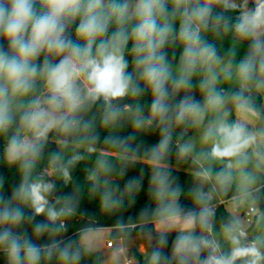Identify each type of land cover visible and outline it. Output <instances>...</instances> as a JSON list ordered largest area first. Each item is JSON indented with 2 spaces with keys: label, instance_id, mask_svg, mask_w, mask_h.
<instances>
[{
  "label": "clouds",
  "instance_id": "9594fccd",
  "mask_svg": "<svg viewBox=\"0 0 264 264\" xmlns=\"http://www.w3.org/2000/svg\"><path fill=\"white\" fill-rule=\"evenodd\" d=\"M216 6L220 12L214 11ZM239 8L235 0H0V133L7 135V155L11 161L20 162L22 172L10 195L0 192V253L5 264H81L87 249L66 236V221L76 213L78 198L63 195L50 199L55 184L39 177L30 179L31 170L50 133L62 134L65 146L74 137L95 144L99 135L94 118H87V113L99 104L103 123L114 124L127 108L120 102L146 91L152 95L150 115L144 116L137 108L132 124L144 129L155 121L161 134L147 152L157 165L150 179L151 194L157 201L154 214L168 230L182 220L171 241V255L164 252L169 246L168 231H162L150 253V264H264V236L249 241L239 219L222 226L231 245L228 252L203 231L197 235V226L210 231L214 215L210 202L215 189L190 190L201 207L198 212H183L179 185L170 171L159 166L171 151L174 126L202 118L212 110L218 114L205 126L202 139L210 142V147L202 155L226 161L216 176L221 187L227 188L234 170H238L242 196H252L256 191V174L246 169L251 159L248 150L256 144L258 133L239 120L230 122L229 111H221L226 100L222 90L215 87L221 57L215 44L204 36L208 30L219 33L221 28H231L240 39L251 41L236 66L239 91L231 94V100L237 110L255 115L251 92L264 88V0H254V7L241 10L234 22L224 15ZM130 42L132 71L126 58ZM177 42L182 51L174 72L166 49ZM172 55L175 57V52ZM198 70L203 74L199 81L203 103L192 94V77ZM223 73L225 79L232 78L230 64ZM182 91L185 94L180 96ZM22 133H31V139ZM131 139L109 136L105 143L128 151ZM193 147L189 142L179 144L178 154L188 155ZM60 159L54 156L53 163ZM83 159V155L73 154L57 171L67 182L70 168ZM115 170L101 156L95 170L87 175L91 191L103 188L100 205L105 211L123 208L122 198L116 195L118 186L110 188L107 178ZM139 186L138 180L131 179L124 191H136ZM149 214L146 209L140 213L141 217ZM37 216L44 220L37 221ZM26 225L31 226L36 239L28 235ZM45 236L44 243L37 242Z\"/></svg>",
  "mask_w": 264,
  "mask_h": 264
},
{
  "label": "trees",
  "instance_id": "16d2710c",
  "mask_svg": "<svg viewBox=\"0 0 264 264\" xmlns=\"http://www.w3.org/2000/svg\"><path fill=\"white\" fill-rule=\"evenodd\" d=\"M240 5L237 10L224 12V15L232 22L239 15L241 10H244V0H236ZM249 8L254 7V0L249 1ZM215 12H220V6L214 8ZM179 22L177 21V27ZM205 38L214 43L220 57L227 58L231 63L232 78L225 79L224 73L220 75L219 81L215 87L222 90L226 104L224 109H229V121H237L239 110H237L235 103L231 100V94L239 91V81L235 75V69L239 61L249 50L251 41L240 39L235 32L220 29L219 33L208 30L204 32ZM129 50L126 52V58L130 62L129 71H132L131 60L132 55L130 52L131 42L128 46ZM168 58L172 64L173 71L175 72L179 66V56L182 51V46L168 47ZM175 52V57L172 53ZM203 78L202 71L192 77L193 86L200 91L199 81ZM143 87V84L141 83ZM249 95V93H245ZM253 99V107L257 114L264 121V97L260 89H253L251 92ZM152 95L150 91H146L143 95L133 97L129 95L124 98L120 105L121 107L127 106L125 115L121 120L114 124L105 125L102 120L103 109L97 104L91 111L87 113V118H94L95 132L99 135V140L95 144H89L81 140L79 137L69 139V143L65 146L62 141L65 137L62 134L52 132L49 134L46 146L43 149L41 157L35 162L32 169L39 168L53 161V157L59 155L58 160L61 164H65L67 160L76 153L84 156V159L78 162L75 166L70 168L71 179L65 181L63 176L60 175L55 183L56 191L50 199L56 196L75 195L78 198V207L76 213L70 217L66 223L68 224V232L66 236L80 243L83 248L87 249L81 264H105L103 256L97 252L88 249L81 243L80 238L82 234L90 229L97 228H110L111 237L114 239L135 238L145 235H153L156 233L155 222L161 220V217L154 214L157 208V201L154 200L151 194L152 185L150 179L155 165L150 156L147 154L148 150L156 145L161 137L160 130L156 127V122L151 128L136 129L133 127L132 118L136 114V109L141 108L144 116L150 115ZM218 113L208 110L205 113L206 121L212 120ZM194 124L192 118L183 125H176L172 130V144L171 151L168 156L159 162V166L170 171L171 176L175 178V183L179 185L182 195L179 197V205L183 212L199 211L200 205L194 201L193 195L190 190L202 188L203 191L213 192V199L210 202V207L214 210V215L211 219H218L223 224L231 222L233 219L232 214L225 208V203L234 195L237 194L234 185L231 183L227 188H223L213 178L220 170L225 167L226 161L212 160L208 158V165L201 163L195 159L190 153L188 155H179V144L185 143L191 136H193ZM181 133L183 135L181 136ZM261 140L255 145L256 150L264 151V123L260 126ZM28 133H22L27 136ZM119 137L126 139L131 136L133 139L128 141L129 149L124 151L111 143H105L106 137ZM7 135L0 133V181L2 187L0 192L5 196L10 195L12 189L20 182L22 172L20 170L19 161H11L7 155ZM89 147L94 148V151H88ZM251 157L247 165V171H254L257 174H262L264 164L255 155L252 147L248 150ZM106 157L114 166L115 171L107 178L110 180L109 187L118 189L116 195L120 196L123 200V208L117 211H105L100 205V192L91 191V182L87 179L89 172L95 170L96 161L101 157ZM123 170L124 175L120 176L119 172ZM208 175L205 176L204 173ZM103 177V174H101ZM30 179H36L30 176ZM136 179L140 182L139 190L132 192H125L124 186L128 180ZM253 193L258 209L264 216V182L255 188ZM26 213H30L27 206L22 205ZM148 210L147 217H141L142 210ZM37 221L44 220L43 216H37ZM28 235L33 236L31 226H27ZM203 231L204 235L212 238L211 232L202 230L199 226L196 228V234L199 235ZM178 234L168 233L169 246L164 249L166 255H171V241ZM159 235H157L158 237ZM33 239H36L33 236ZM47 237L39 239L38 243H44ZM156 241L153 247L156 246ZM153 247L146 255L136 252L135 256L139 264H150V253ZM205 253L204 255H206ZM0 264H5L4 256L0 253ZM55 264V261L52 262ZM173 264L175 262L173 261ZM237 264H242L237 261Z\"/></svg>",
  "mask_w": 264,
  "mask_h": 264
},
{
  "label": "rangeland",
  "instance_id": "374dc122",
  "mask_svg": "<svg viewBox=\"0 0 264 264\" xmlns=\"http://www.w3.org/2000/svg\"><path fill=\"white\" fill-rule=\"evenodd\" d=\"M249 1L250 0H244V5H243L244 9L249 8L247 7V5H249ZM229 64L231 65L230 61L227 58L221 57V63L216 65L217 72H219L220 75L223 74V69L229 66ZM260 90L264 94V88ZM184 94L185 93L182 91L179 95L183 96ZM192 94L194 95L197 101H200L201 103H203L204 94L201 90L199 91L195 87H193ZM178 98L179 97H177V99ZM229 109L230 108H226V110L228 111ZM192 120H193L195 132L193 136H191L186 141V142L191 143L194 146L190 154L195 159L205 164V166H210L207 163L208 158L202 155V153L206 152L207 149L210 147V142L206 144L204 143L202 139L205 126L208 123L206 121V116L204 114L202 118H192ZM239 121L246 123V125L248 126L250 130L257 132V121H258L257 113L254 115L252 112L242 111ZM27 137L30 140L31 133H28ZM257 156H258V159L264 164V153L257 154ZM61 165L62 164L59 161H57L56 163H53L52 161L51 163H48L44 166L32 169L31 176L35 178L39 177V178H42L46 182H51L55 184L61 175L59 171H57V169ZM255 174L257 177V181H256V184L253 186L254 188L258 187L260 184L264 182V170H262V174H257V173ZM233 175H234V178L231 183L234 185L237 194L231 197L225 203V208L232 214L233 218L239 219L241 221L246 232L251 237L255 239L258 236H264V216L261 213V211L258 209L254 196L253 195L249 197L242 196V194L239 191L240 179H239L238 170H234ZM216 176L213 178L217 181ZM250 206L256 207L257 212L254 214L253 222L247 223L244 213L248 210ZM223 225L224 224L220 222L218 219H211L210 232H211L212 238H214L221 244V250L223 252H228L230 250L231 245L225 239L223 235V231H222ZM133 240L134 238H125V242L122 243L121 239L112 238L111 231H108L107 229H104V228L87 230L82 234L80 238L81 243L84 244L88 249L97 251L103 256L104 254H106L108 257H110L109 255L111 251L107 250L106 247H107L108 242H112L113 244H115V248L113 250L123 249L125 251V256L128 258H131L134 261L133 264H139L135 256L136 249L134 248L135 245H134ZM124 263L125 261H124L123 255L119 256L115 261V264H124Z\"/></svg>",
  "mask_w": 264,
  "mask_h": 264
},
{
  "label": "crops",
  "instance_id": "0c3cea01",
  "mask_svg": "<svg viewBox=\"0 0 264 264\" xmlns=\"http://www.w3.org/2000/svg\"><path fill=\"white\" fill-rule=\"evenodd\" d=\"M248 7V5H247ZM244 8V6H243ZM245 10V9H244ZM261 94L263 95L264 97V94L263 92L260 90ZM242 111H239L238 113V118L237 120H240V115H241ZM258 116V121H257V133H258V136H257V141H256V144L261 140L262 138V135L260 133V126L263 125L264 121L261 119V117L259 116V114H257ZM255 144V145H256ZM255 145L252 146V149L255 153V155L257 156V154H262L264 153L263 152H260V151H257L256 150V147ZM258 157V156H257ZM182 225V220L179 222V223H176L175 227L172 228L171 230H168L167 229V226L165 224H163L161 222V220H158L155 222V228H156V233L153 234V235H145V236H140V237H135L133 242H134V248L136 249L135 251L138 252V253H141L143 255H146L149 250L153 247L155 241H156V238H157V235L160 234V232L162 231H168V233H176V232H179V229ZM104 229H107L108 231H111L110 228H104ZM122 243L125 242V239H121ZM107 250H110V257H108L106 254H104L103 258H104V263L105 264H115V261L116 259L119 257V256H124V261L126 264V259H131V258H128L125 256V251L123 249H120V250H113L115 248V244H113L112 247H109L108 244H107ZM134 263V261H133Z\"/></svg>",
  "mask_w": 264,
  "mask_h": 264
},
{
  "label": "built area",
  "instance_id": "2783aa9c",
  "mask_svg": "<svg viewBox=\"0 0 264 264\" xmlns=\"http://www.w3.org/2000/svg\"><path fill=\"white\" fill-rule=\"evenodd\" d=\"M257 212V208L254 206H250L248 210L244 213L245 219L247 223H252L254 219V214ZM108 246L112 247L113 243L108 242ZM126 264H133L132 259H126Z\"/></svg>",
  "mask_w": 264,
  "mask_h": 264
},
{
  "label": "water",
  "instance_id": "95a60500",
  "mask_svg": "<svg viewBox=\"0 0 264 264\" xmlns=\"http://www.w3.org/2000/svg\"><path fill=\"white\" fill-rule=\"evenodd\" d=\"M247 239L249 240V241H252V240H254V238L253 237H251L248 233H247Z\"/></svg>",
  "mask_w": 264,
  "mask_h": 264
}]
</instances>
